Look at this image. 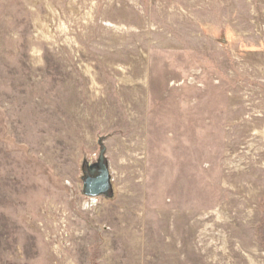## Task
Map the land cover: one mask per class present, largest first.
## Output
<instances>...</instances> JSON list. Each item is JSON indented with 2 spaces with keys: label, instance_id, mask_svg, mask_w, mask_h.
<instances>
[{
  "label": "rangeland",
  "instance_id": "rangeland-1",
  "mask_svg": "<svg viewBox=\"0 0 264 264\" xmlns=\"http://www.w3.org/2000/svg\"><path fill=\"white\" fill-rule=\"evenodd\" d=\"M0 264H264V0H0Z\"/></svg>",
  "mask_w": 264,
  "mask_h": 264
},
{
  "label": "water",
  "instance_id": "water-1",
  "mask_svg": "<svg viewBox=\"0 0 264 264\" xmlns=\"http://www.w3.org/2000/svg\"><path fill=\"white\" fill-rule=\"evenodd\" d=\"M104 152L102 149L98 168L94 172L86 171L85 194L91 197L111 194L112 186Z\"/></svg>",
  "mask_w": 264,
  "mask_h": 264
},
{
  "label": "bare ground",
  "instance_id": "bare-ground-1",
  "mask_svg": "<svg viewBox=\"0 0 264 264\" xmlns=\"http://www.w3.org/2000/svg\"><path fill=\"white\" fill-rule=\"evenodd\" d=\"M93 201H95V198H92Z\"/></svg>",
  "mask_w": 264,
  "mask_h": 264
}]
</instances>
